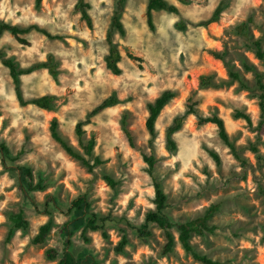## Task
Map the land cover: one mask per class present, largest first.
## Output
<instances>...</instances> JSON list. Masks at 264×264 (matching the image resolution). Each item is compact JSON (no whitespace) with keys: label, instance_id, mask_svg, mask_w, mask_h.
I'll return each instance as SVG.
<instances>
[{"label":"rangeland","instance_id":"rangeland-1","mask_svg":"<svg viewBox=\"0 0 264 264\" xmlns=\"http://www.w3.org/2000/svg\"><path fill=\"white\" fill-rule=\"evenodd\" d=\"M86 1L92 25L76 9L78 0H42L40 7L36 0H0V24H36L60 37L31 30L24 35L31 44L25 45L9 31L0 36V49L21 68L51 59L57 71L55 76L39 67L21 76L24 98L29 102L54 95L52 109L24 105L0 58V145L9 149L8 154L0 149V264H56L47 249L62 253L64 225L72 231V252L84 260L204 264L182 246L177 225L203 216L213 205L219 206L209 223L215 230L194 233L196 249L221 264H264V112L259 86V81L264 83V57L253 42L261 39L264 52V0H169L179 13L155 10L154 29L147 21L148 0H126L121 13L125 33L112 27L118 0ZM220 3L219 19L200 24ZM180 22L186 27L179 28ZM248 22L247 36L240 34L237 28ZM109 35L123 56L119 74L106 62ZM129 53L143 60H133ZM203 75H212L215 84L202 86ZM168 90L176 97L162 110L152 137L146 125L149 104ZM108 99L114 102L91 114ZM190 99L204 115L224 118L241 158L221 139L217 125H200L194 114L185 117L173 134L176 148H170L169 128L186 112ZM238 111L250 121L237 117ZM54 118L77 147L76 126L84 122V140L96 138L95 154L105 162L91 172L70 156L52 136ZM145 155L155 160L152 173ZM19 166L30 167L35 182L45 188L31 190ZM155 180L167 193L166 213L175 223L176 243L170 253L158 224H150L148 237L139 233L147 214L156 210ZM82 195L91 202L88 210L73 206ZM20 213L26 227L15 226L14 216ZM95 216L102 230L88 229V219ZM50 220L47 242L35 244L40 227ZM124 237L127 243L118 250Z\"/></svg>","mask_w":264,"mask_h":264},{"label":"trees","instance_id":"trees-1","mask_svg":"<svg viewBox=\"0 0 264 264\" xmlns=\"http://www.w3.org/2000/svg\"><path fill=\"white\" fill-rule=\"evenodd\" d=\"M183 4H189L192 0H179ZM42 0H36L37 7H40ZM126 0H118L117 1V8L112 20V27L114 29H118L120 32L125 33L124 25L121 21V13L125 9ZM90 4L86 0H78L76 4V9L80 10L82 13V17L87 20L89 25H92L91 15L89 13ZM223 5L222 3L219 4L217 9L215 10L214 14L206 21L200 22L202 25H208L212 22H215L219 19L220 13L222 11ZM166 10L171 13H179L180 9L177 4L170 2L169 0H148L147 5V21L151 28H155L154 25V11L155 10ZM250 22L244 23L240 25L237 30L240 34L247 36V33L250 29ZM177 26L179 28H185L186 25L184 23H178ZM31 30H37L39 32L44 33L49 38H60L58 35H54L47 31L46 29L40 27L39 25H30L28 27H21L19 25L8 24V23H1L0 24V36L5 31H9L11 34L14 35L16 40L22 44L30 45L31 42L24 36L25 34L29 33ZM254 45L260 56L264 57L263 52V45L261 39L253 40ZM109 43L110 49L109 53L106 57V62L109 69L115 73H121V67L119 63L122 60V53L118 46L114 43L112 36L109 35ZM216 56L219 58L221 55L219 53H215ZM128 56L137 61H142L143 59L134 53H129ZM0 58L5 66H7L10 70L11 76L14 80L16 85V92L19 101L26 105L29 102L37 105L40 108L44 109H52L53 105L55 104L56 97L54 95H43L40 97H36L31 99L29 102L24 98L22 89H21V76L23 74L29 73L36 68L39 67H46L49 68L53 75H57V71L55 66L50 59L49 62L40 63L35 66H31L28 68H21L15 60L12 58H8L7 54L4 50L0 49ZM236 78H239V75L233 73ZM200 83L202 86H213L215 84L212 75H203L200 79ZM259 86L262 89L261 94V107L262 111L264 112V83L259 81ZM176 97V93L173 91H165L162 93L154 102L149 104V116L147 118V129L152 137L156 135V122L162 112V110ZM113 99L105 100L101 105H99L96 109L92 111L91 114H96L98 111L104 109L105 107L111 105L114 101ZM198 102H192L191 99L187 103L186 112L182 115L177 116L174 119L173 125L169 128L167 139L170 148H176V142L173 139V134L182 127L183 121L185 117L189 114L196 115L198 119V123L200 125H205L208 123H213L218 126L219 135L221 139L231 148L234 155L237 158H241L239 153L238 146L235 142L230 138L229 133L227 131V127L225 124L224 118L219 115L218 113H212L210 115H204L200 110L196 107ZM237 117H243L250 121V116L244 112L238 111ZM126 121H124V125ZM84 122L80 121L76 126V134L80 140V147L75 146L61 133L59 128V122L57 119H53L51 122V133L53 138L61 144V146L66 150V152L72 156L73 158L81 161L89 171H94V169L98 166L103 164L105 161L102 160L98 155L95 154V146L97 143L96 138L93 136L89 140H84V129H83ZM125 132L129 138L131 144L133 142V136L129 132L128 129H125ZM0 149L4 152V154L9 153V149L5 144L0 145ZM212 155L220 162V157L217 153L213 152ZM145 158L151 165V173L154 168L155 160L152 156L145 155ZM20 175L25 183L28 184L31 190H42L45 186L41 183L35 182V176L33 170L28 166H19ZM110 182H114L112 178L107 177ZM155 188V203H156V210L150 211L146 216V222L139 228V233L142 237H148L151 235V231L149 230V226L151 223L158 224L161 228L164 229L167 242L165 244V252L170 253L173 251L176 239L172 232L175 223L171 220V218L166 213V209L168 208V196L165 192L163 185L158 181L155 180L154 182ZM27 192V191H26ZM73 206L77 210H88L91 207V202L88 200L86 195L79 196L77 199L73 201ZM219 210V206L213 205L211 206L203 216L198 218L183 222L178 224V229L180 231V241L182 246L185 250L193 255V257L204 263V264H221L220 261L215 260L212 257H209L206 254H202L199 252L196 247L193 245L191 239L194 233L204 234L206 231H214L215 228L210 226V220L215 215V213ZM15 226L16 227H26L27 221L24 219V214L20 213L14 216ZM52 221H48L44 223L38 232V234L34 238V243L38 245H43L47 242L48 237L52 230ZM88 229L92 230H102L104 227L103 225L98 223V218L93 217L88 219L87 221ZM63 232L66 233V238L64 240V245L62 249V253H60L56 248H48L47 249V256L52 260H57L56 264H99L97 261L92 260L91 258L84 260L81 257L75 256L72 252V231H70L68 225H64L62 228ZM85 240H89L88 237L85 236ZM127 238L124 237L121 241L120 245L118 246V250H122V248L126 245Z\"/></svg>","mask_w":264,"mask_h":264}]
</instances>
